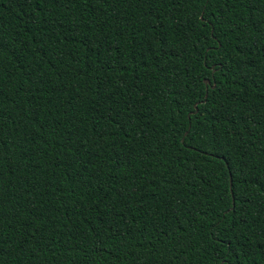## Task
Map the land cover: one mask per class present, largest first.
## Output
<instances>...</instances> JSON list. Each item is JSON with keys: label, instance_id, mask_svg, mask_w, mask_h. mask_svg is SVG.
I'll use <instances>...</instances> for the list:
<instances>
[{"label": "trees", "instance_id": "obj_1", "mask_svg": "<svg viewBox=\"0 0 264 264\" xmlns=\"http://www.w3.org/2000/svg\"><path fill=\"white\" fill-rule=\"evenodd\" d=\"M0 264H264V0H0Z\"/></svg>", "mask_w": 264, "mask_h": 264}, {"label": "water", "instance_id": "obj_2", "mask_svg": "<svg viewBox=\"0 0 264 264\" xmlns=\"http://www.w3.org/2000/svg\"><path fill=\"white\" fill-rule=\"evenodd\" d=\"M205 83L208 84L209 82L206 80Z\"/></svg>", "mask_w": 264, "mask_h": 264}]
</instances>
